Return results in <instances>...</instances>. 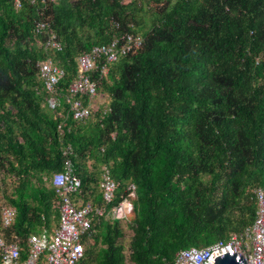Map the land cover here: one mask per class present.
<instances>
[{
	"label": "trees",
	"instance_id": "16d2710c",
	"mask_svg": "<svg viewBox=\"0 0 264 264\" xmlns=\"http://www.w3.org/2000/svg\"><path fill=\"white\" fill-rule=\"evenodd\" d=\"M16 1L0 0V212L13 209L0 237L20 260L28 234L57 225L51 176L66 160L72 202L91 206L74 264H171L251 224L264 187V0ZM49 31L59 51L43 46ZM124 33L139 44L89 73L96 95L70 96L74 57ZM45 57L63 71L54 111L35 66ZM97 95L71 118L67 100ZM123 198L125 222L109 215Z\"/></svg>",
	"mask_w": 264,
	"mask_h": 264
},
{
	"label": "built area",
	"instance_id": "2783aa9c",
	"mask_svg": "<svg viewBox=\"0 0 264 264\" xmlns=\"http://www.w3.org/2000/svg\"><path fill=\"white\" fill-rule=\"evenodd\" d=\"M52 2L54 0H47ZM15 6L18 4L14 0ZM46 25L37 21L35 32L43 30ZM137 36L124 33L101 45L92 46L88 51L74 57L75 78L68 86L70 96H86L93 98L96 95L95 82L89 79V73L96 70L100 74L106 72V65L116 60L119 55L126 53L130 47L137 46ZM43 46L59 51L61 44L56 35L49 31ZM99 64V66H98ZM38 78L42 82L43 90L47 93L46 106L54 111L60 104L59 98L54 95L55 85L62 77V69L49 58L45 57L35 63ZM68 101V111L74 120L84 119L89 113L88 107L77 98ZM51 185L59 195L58 222L54 229L47 233L41 230L30 233L26 237V256L19 258V245L16 242H5L0 237V264H74L80 254V236L89 226L91 206L84 203L76 207L70 194L77 192L79 180L73 175L68 160L64 162L63 169L51 176ZM101 198L105 202L112 199L115 189L114 181L103 168L98 182ZM127 197L133 196V186L128 185ZM255 210L251 224L241 232L232 233L224 241H215L207 246L196 248L188 247L177 250L171 264H211L210 255L225 251L227 255L239 253L244 264H264V187L253 190ZM131 206L127 198H123L113 206L109 215L111 218L122 220L130 212ZM96 214L101 209L94 210ZM13 217V209L2 207L0 220L3 226L8 225Z\"/></svg>",
	"mask_w": 264,
	"mask_h": 264
},
{
	"label": "water",
	"instance_id": "95a60500",
	"mask_svg": "<svg viewBox=\"0 0 264 264\" xmlns=\"http://www.w3.org/2000/svg\"><path fill=\"white\" fill-rule=\"evenodd\" d=\"M211 264H244L239 253L227 255L225 251L210 255Z\"/></svg>",
	"mask_w": 264,
	"mask_h": 264
},
{
	"label": "rangeland",
	"instance_id": "374dc122",
	"mask_svg": "<svg viewBox=\"0 0 264 264\" xmlns=\"http://www.w3.org/2000/svg\"><path fill=\"white\" fill-rule=\"evenodd\" d=\"M101 95H97L96 98H94V101L92 102V105H95L96 103L101 102ZM95 103V104H94ZM132 218V215L130 213L126 214L124 219H122V221H130V219Z\"/></svg>",
	"mask_w": 264,
	"mask_h": 264
}]
</instances>
